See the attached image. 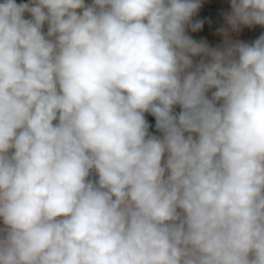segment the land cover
I'll return each mask as SVG.
<instances>
[{
    "label": "clouds",
    "instance_id": "1",
    "mask_svg": "<svg viewBox=\"0 0 264 264\" xmlns=\"http://www.w3.org/2000/svg\"><path fill=\"white\" fill-rule=\"evenodd\" d=\"M200 7L0 0V264H264V34Z\"/></svg>",
    "mask_w": 264,
    "mask_h": 264
},
{
    "label": "crops",
    "instance_id": "2",
    "mask_svg": "<svg viewBox=\"0 0 264 264\" xmlns=\"http://www.w3.org/2000/svg\"><path fill=\"white\" fill-rule=\"evenodd\" d=\"M28 0H17V3H27ZM87 2V1H86ZM204 4L200 8V12L213 18V23L209 26H203L197 31H192L190 26L186 27V35L190 36L197 42H204L210 48H223L228 44L243 42L250 44L253 35L264 26L254 25L252 27H244L236 31L227 22V16L231 12V0H203ZM26 18H28L26 14ZM45 31L47 26L45 25ZM201 59V57H200ZM207 59V58H205ZM179 111V109H175ZM145 117L150 124L149 132L156 136H162L155 129V118L149 113H145ZM0 227H3L0 222Z\"/></svg>",
    "mask_w": 264,
    "mask_h": 264
},
{
    "label": "built area",
    "instance_id": "3",
    "mask_svg": "<svg viewBox=\"0 0 264 264\" xmlns=\"http://www.w3.org/2000/svg\"><path fill=\"white\" fill-rule=\"evenodd\" d=\"M87 3H91L92 0H86ZM204 2L203 0H201V7L203 6ZM200 7V8H201ZM200 8L198 10V12L192 17V21L191 22H196V21H200L202 22V27L203 26H209L213 23V18L209 15H204L200 12ZM262 34H264V28L259 29L252 37L251 43L252 44L256 39H258ZM194 63H198L200 61V57H193ZM177 109H179V107H177ZM180 110V109H179ZM89 179H97V177L95 176V174L91 175L89 177Z\"/></svg>",
    "mask_w": 264,
    "mask_h": 264
}]
</instances>
